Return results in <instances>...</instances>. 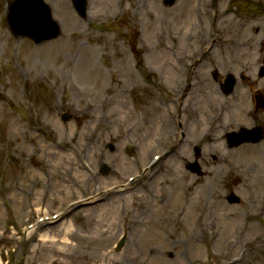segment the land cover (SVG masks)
<instances>
[{
    "label": "rangeland",
    "instance_id": "1",
    "mask_svg": "<svg viewBox=\"0 0 264 264\" xmlns=\"http://www.w3.org/2000/svg\"><path fill=\"white\" fill-rule=\"evenodd\" d=\"M13 1L0 0V264H264V140L225 137L264 129V0H88L84 18L44 0L61 34L40 44L11 31ZM198 43L215 48L182 102ZM195 146L202 176L186 169Z\"/></svg>",
    "mask_w": 264,
    "mask_h": 264
},
{
    "label": "water",
    "instance_id": "2",
    "mask_svg": "<svg viewBox=\"0 0 264 264\" xmlns=\"http://www.w3.org/2000/svg\"><path fill=\"white\" fill-rule=\"evenodd\" d=\"M72 1L76 10L84 16L86 0ZM9 23L16 34L32 38L36 43L54 39L60 33L59 25L52 18L50 8L43 0H16L9 9ZM229 80L230 82L226 86L230 88L233 81ZM64 120H67V117ZM249 133L251 132L242 130L240 133L241 138L239 139L241 141L259 140V134L249 137ZM190 166L193 170L199 171V167L196 164ZM123 243L124 239L118 244V249L121 248Z\"/></svg>",
    "mask_w": 264,
    "mask_h": 264
},
{
    "label": "bare ground",
    "instance_id": "3",
    "mask_svg": "<svg viewBox=\"0 0 264 264\" xmlns=\"http://www.w3.org/2000/svg\"><path fill=\"white\" fill-rule=\"evenodd\" d=\"M212 23H211V26H210V28H209V25L207 24V26H206V30H207V33L209 32V30L212 28ZM233 44L236 42V39L234 38L232 41H231ZM237 44V43H236ZM203 48V44L202 43H198L197 44V46H196V49H198V48ZM201 48V49H202ZM219 96V95H218ZM199 109V108H198ZM203 113V112H202ZM219 113V112H218ZM219 116H220V113H219V115L217 116L218 118H219ZM223 122H225V120L223 121ZM207 125H209V123L207 122ZM215 128H216V126H215ZM214 128V130L215 131H217V129H215ZM210 132H211V130L210 129H208ZM212 134H210V135H212L213 136V132H211ZM209 135V136H210ZM118 191H121V188H117L114 192L115 193H117ZM101 198V197H100ZM100 198H96V197H94V198H92V201H90V202H96V201H99V199ZM37 229V227H35V228H33V229H30L29 231H27V233L26 234H31L32 232H34L35 230ZM43 237H45V235H43Z\"/></svg>",
    "mask_w": 264,
    "mask_h": 264
}]
</instances>
